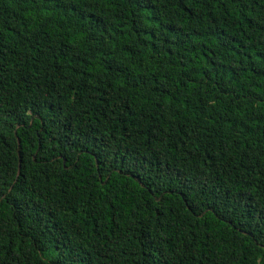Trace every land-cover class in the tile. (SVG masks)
<instances>
[{"label": "trees", "instance_id": "trees-1", "mask_svg": "<svg viewBox=\"0 0 264 264\" xmlns=\"http://www.w3.org/2000/svg\"><path fill=\"white\" fill-rule=\"evenodd\" d=\"M0 264H264V0H0Z\"/></svg>", "mask_w": 264, "mask_h": 264}]
</instances>
